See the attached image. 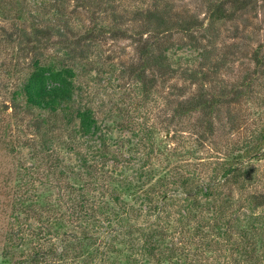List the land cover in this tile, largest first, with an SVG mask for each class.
Segmentation results:
<instances>
[{
  "label": "trees",
  "instance_id": "16d2710c",
  "mask_svg": "<svg viewBox=\"0 0 264 264\" xmlns=\"http://www.w3.org/2000/svg\"><path fill=\"white\" fill-rule=\"evenodd\" d=\"M20 1L0 11L13 25L10 32L0 25V40L4 33L16 54L33 55L21 69L17 61L0 63L13 112L0 118V165L3 158L11 162L0 166L6 217L0 264H264V191H250L261 178L252 161L264 158V124L252 143L228 149L214 165L199 157L214 134V114L228 102L222 98L227 91L209 90V78L231 53L219 54L215 37L203 45L202 35L192 32L216 33L217 24L254 10L255 0H205V26L175 13V0H140L132 8L87 0L89 9L99 5L83 31L73 23L68 0H35L33 10ZM127 21L133 26L126 31L137 38V60L128 68L133 80L146 96L158 78L179 75L195 84L188 97L179 93L170 123L195 113L196 131L175 129L167 139L169 128L160 137L156 127L117 110L111 130L131 135L113 137L97 109L76 97L78 64L90 62L92 42L100 33L125 34L120 28ZM72 27L78 31L69 40ZM55 33L65 39L48 53ZM183 47L197 53V63L172 58ZM260 51L253 52L257 64ZM28 114L33 118L24 123Z\"/></svg>",
  "mask_w": 264,
  "mask_h": 264
},
{
  "label": "rangeland",
  "instance_id": "374dc122",
  "mask_svg": "<svg viewBox=\"0 0 264 264\" xmlns=\"http://www.w3.org/2000/svg\"><path fill=\"white\" fill-rule=\"evenodd\" d=\"M10 1L0 0V11L8 10V7L12 5ZM75 1L68 0L67 10L72 12L74 25L78 26L81 29L80 31H83L82 28L84 26L92 25L91 14L93 11H98L97 6L99 4L89 9L87 8V0H80L78 5ZM103 1L106 3L108 0ZM20 2L21 5H24L25 10H33L39 5L35 0H21ZM134 3H140V0H111V5L118 8L123 5L132 8ZM253 3L249 7L253 6L254 10H248L243 16L234 21H225L217 24L215 28L216 33L213 31V33H210L211 35L207 36L204 35V30L198 31L194 29L192 31L196 37L202 35L203 38L200 37V43L203 45L211 36L215 37V48H218L220 52L217 53H231V55H226L228 60L209 78L212 81L210 83L207 82L208 88L210 84L209 90L211 92L221 93L223 90L224 93V90L227 91V95L222 98L228 101L223 102L219 113L213 116L215 126L211 139L207 138L202 143V146L199 147V157L210 161L212 163L211 166L214 165L213 162L215 160H220L228 149L233 147L243 149L246 145L252 143L264 124V0H255ZM172 4L175 13H183L185 17L193 16L203 26L206 25L205 0H175ZM99 9L102 10V7H99ZM17 10L19 9L15 8V10H12V13L16 14ZM95 16L98 15L96 14ZM124 23V25L121 24L123 26L120 29L125 34L119 33L117 36H112L109 33H100L92 42L89 55H86L89 57L90 62L85 63L86 60H81L78 64V76L75 78V81L78 84L79 90L76 93V97L82 103H91L97 109V117L101 120L102 124L108 125L113 137L131 135V132L127 130L120 131L115 128L111 130V125H114L111 114L117 110L128 112L136 122L142 121L147 126L156 127L160 137H162L166 128H169L170 132L166 135L167 139L171 137L175 129L177 131L181 129L185 130L186 133L189 130L196 131L192 125V122L197 117L195 113L191 118L184 121L182 118H173L172 124L170 121L173 108L179 96L183 94L184 98L188 97L197 89V86L179 75L166 78L165 82L158 78L154 86V92L146 96L141 91L139 84L133 80L131 74L128 72L129 66L137 60V38L132 35L131 30L126 31L133 24L129 21ZM0 25L7 29L8 32L13 30V25L8 21L0 19ZM76 31L78 29L70 30L66 37L69 40L75 39L72 33ZM1 33L2 31L0 30ZM177 37H179L178 34H175L174 39L177 40ZM63 39L65 37H61L55 33L47 45V52H56L58 47H60L59 43L62 44ZM257 46L261 49L258 56H262V62L259 64L256 62L255 55H253L254 49ZM15 49L16 47L8 44L3 33V40H0V63H14L17 61L18 67L21 69L28 64L33 55H22L21 53L19 55V53H15ZM174 51L172 58L177 63L182 65L197 63L198 58L195 61L197 53L189 47H183ZM47 56L49 57L50 55ZM207 65H209L208 61ZM205 68L207 66H204ZM4 77L3 71L1 72L0 69V103L3 102L4 105L8 106L5 109L3 104H0V109L3 110L0 111V118L7 120V117L13 114V112L9 107V89L5 90L2 86L4 84V81H2V79H5ZM232 87H236L244 91V93L237 96L234 93L237 89L230 90ZM229 90L231 92H228ZM165 105L167 106L166 108H164ZM32 118L33 115L28 114L24 116L23 122L26 123L32 120ZM11 121L13 122V120ZM20 121L14 122L22 123ZM11 126L14 125L11 123ZM164 126L166 127L164 128ZM214 149H220V152L217 153ZM2 160L0 166H8L11 163L6 162L8 158H3ZM182 162H179V164ZM185 164L184 169L192 168L190 165L187 167ZM252 165L253 170H256L261 178L257 182V189L250 191L258 190L263 192L264 158L253 160ZM5 219L6 217H4L3 211L0 209V232L6 228Z\"/></svg>",
  "mask_w": 264,
  "mask_h": 264
}]
</instances>
